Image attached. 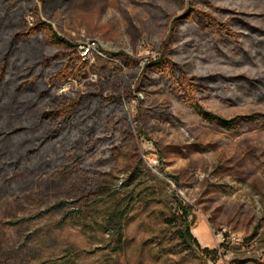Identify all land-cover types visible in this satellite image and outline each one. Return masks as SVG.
I'll return each mask as SVG.
<instances>
[{"label":"rangeland","instance_id":"1","mask_svg":"<svg viewBox=\"0 0 264 264\" xmlns=\"http://www.w3.org/2000/svg\"><path fill=\"white\" fill-rule=\"evenodd\" d=\"M38 18L72 53L15 38ZM263 33L264 0H0V264H206L180 202L207 264H264ZM65 51L84 68L60 80ZM164 54L231 130L147 72Z\"/></svg>","mask_w":264,"mask_h":264},{"label":"trees","instance_id":"2","mask_svg":"<svg viewBox=\"0 0 264 264\" xmlns=\"http://www.w3.org/2000/svg\"><path fill=\"white\" fill-rule=\"evenodd\" d=\"M191 8L185 12L186 17L190 12H192ZM192 14V13H191ZM181 17V18H184ZM179 18V20H181ZM209 18V17H208ZM210 19V18H209ZM176 27V26H175ZM175 27L174 30H175ZM221 29V27H220ZM254 29V27H252ZM35 32H43L44 38L48 45L58 48L61 50H68L71 51V49H75V44L67 40L65 37L61 36L54 27L47 21L38 18V22L35 26L25 29L23 31H19L15 38L16 39H23L27 38L30 35H33ZM230 35V33H227ZM264 34V33H263ZM65 51L62 53H57L53 57H63L64 62L62 63L61 67H59L55 73L59 75L60 80H64V76L69 77H77L81 70L84 68V62H82L81 58L78 56L72 55L71 53ZM169 51V49H167ZM114 57H122V54L120 53H113ZM129 56H126V59H129ZM45 62L46 65L50 64V59L45 58L43 63ZM162 65H165L164 67ZM173 63H171V60L167 58V56L164 54L162 60L160 61H154L147 65V72L149 70L157 72L159 75H166L167 78H169V84L172 83L175 87V89L180 93L182 101L189 107L191 112L195 114V116L201 118L204 122L216 124L218 127L224 129V130H231L235 125V121H237V118H233L231 120L225 119L219 115H216L210 111H208L198 100L197 98V92L199 91V86L196 84L194 78H181V76L184 74H181L177 79L173 76ZM179 74V72H178ZM185 76V75H184ZM83 100V99H82ZM82 100H75L70 101L68 99H64L62 103H59V108L57 109L56 114L62 115V119L58 122H63V126L66 125L68 119L69 121L72 120V114L75 112L77 107L82 103ZM116 100L121 103V98L119 96L116 97ZM249 117V116H248ZM64 119L65 121L64 123ZM241 119V118H240ZM86 120H92L96 124H101L100 115L98 113H94L93 115L88 116ZM96 130V129H95ZM88 132L90 135L94 134V128L89 129ZM179 209L182 211V216L185 218L183 226H181L179 230V237L185 243L188 247H190L195 253L200 255L202 260L207 264V258L212 255L213 250H210L209 248H202L199 244L198 240L193 236L191 233V225L192 220H189L188 217L191 216V211L188 206H185L180 202Z\"/></svg>","mask_w":264,"mask_h":264},{"label":"built area","instance_id":"3","mask_svg":"<svg viewBox=\"0 0 264 264\" xmlns=\"http://www.w3.org/2000/svg\"><path fill=\"white\" fill-rule=\"evenodd\" d=\"M90 48H91V46L87 47V49H86V51L84 53H87ZM224 231H225V229H223V232H221L219 234V236H220L219 238H220V241L221 242L224 243V242L229 241V240L234 241V242L237 241V238L235 236H231V238H230L229 236H226V234L224 233Z\"/></svg>","mask_w":264,"mask_h":264}]
</instances>
